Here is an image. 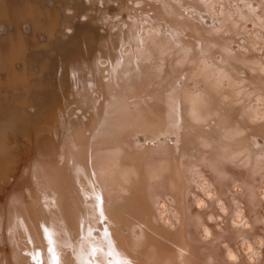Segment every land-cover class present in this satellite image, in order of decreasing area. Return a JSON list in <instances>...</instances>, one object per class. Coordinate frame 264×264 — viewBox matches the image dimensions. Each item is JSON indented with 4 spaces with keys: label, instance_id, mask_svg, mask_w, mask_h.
I'll return each instance as SVG.
<instances>
[{
    "label": "bare ground",
    "instance_id": "obj_1",
    "mask_svg": "<svg viewBox=\"0 0 264 264\" xmlns=\"http://www.w3.org/2000/svg\"><path fill=\"white\" fill-rule=\"evenodd\" d=\"M80 1L70 6L73 12L67 14V19L61 25L60 30H69L70 33L67 35L64 34V36H61L63 37L62 39H59L57 43L53 44V69L48 83L49 91L45 94L44 90L40 89L41 94L39 97L43 100L40 103L34 99V94H36L35 92H37L39 88L36 84L37 80L34 81V78L43 77V68L41 65L37 64L35 60L31 61L33 62L32 65L29 63L30 58L40 53L39 50H32V53L26 58L27 60L25 59V68L22 71L21 78L26 81L29 87L34 89V92L31 91L27 95V99L36 104L38 109H33L34 112L31 113L32 120L26 119L24 121V123H26V130H29L28 132L30 133L28 134L26 131L27 133L24 134L23 137H15V140L20 142L19 146L17 145L18 149L11 152L12 156L10 158L5 159V161L0 160V264H83L84 261H91L93 259H96L99 264L101 259L100 254L97 253L96 257L90 254V250L94 248L104 249L103 259L107 260L108 264H128V261H131V264H203V262H208L206 258L207 253L213 255L214 264L215 262L227 264L224 263L222 255L224 250L220 248L219 245L221 243L219 242L223 239L234 242L239 237L235 229H228L225 227L227 226L226 221H223L225 222L224 224L221 221L223 226L225 225L224 227L227 229L218 230L213 226L209 228V225H207L209 228L207 229L208 233L214 237H207L206 239H204V237L202 242L199 241L198 238L200 237V231H202L200 229V224L206 216V211L216 202L214 198H221L225 191L223 181L224 179L228 180V174L234 172L233 170H231L232 172L228 171V166L226 167V164L230 161H235V159H239V155L237 154H239L238 151L240 150V146L237 147L239 142H237L236 139L239 140L241 138L230 137L226 135V131L230 130L233 135L242 134L245 130L243 126L245 122H234V118L237 116H235L233 120L228 117V120H225L226 118H224L225 115L222 113V110L225 107H223V105L226 104L222 98L220 99L221 96L218 97V95L215 94L218 89L214 86V83L211 82V80L214 79L208 80L207 77H205L206 79L199 77V79H196L197 81H193L192 87H189L186 81L195 63L198 62L196 61L197 57L200 55L202 56V54L208 55L206 52H208L209 47L211 48V46L214 47L215 45L219 48L217 51H220V49H232V46H234V49L240 47L239 44H234L236 42L235 40L238 39H235V36L233 37L235 40L232 39L231 34L233 35L234 32L239 34L238 32L240 31L238 30L243 26L242 22L248 21L250 16L253 17V31L256 33V29H261L264 34V2L252 3V0L249 2L247 1L246 4L243 2L242 5H246L248 8L247 10H243L241 7L238 8V12L242 18L239 17V15H235V13L233 14V18H235V15L242 19L239 20L235 18L237 23L240 22V25L238 24L239 26L236 24L235 19H231V16V18H229L231 20L227 21L228 15H226L224 10L221 16H216L217 20H219H216V25L205 26L202 21L204 16L202 17L200 14L204 13L202 9L205 10L209 8V11L213 9V4H211L210 1L208 2V0H206L207 2L205 0H191L188 3L191 4L189 10H193L194 13H197V11L200 12H198L200 21L198 20V16H194L197 18L192 19L186 15L178 14L175 8L172 9L171 5L175 6V4L172 3H168L169 6L168 4L165 5V3L163 5L161 4L162 6H157L156 9H154V4H151V11L147 10L148 12L145 13V10V12L140 14L141 12L139 11L145 9V2L143 3L141 0H115V2L114 0H110L109 4L108 0V2L102 0L103 5H105V12L107 13H105L103 17L104 11L100 8V14L93 18V23H91L92 19H87L90 18L89 16L85 17L86 20L77 18L75 22L73 21L77 15L85 16V11L93 7L95 2V0L83 1L81 3ZM135 1L136 6L138 5L139 8L137 10L134 9V12L141 16L139 15L140 18L137 17L138 20H134V22L131 23L132 25L134 24V28L111 33V28H109V26L114 23V20L107 22V20L104 19L110 15V12H114L115 7L112 3H119V6H121L120 9L124 8L125 11L122 9L120 12L122 14L120 15L123 16L126 15L124 13L127 12L125 8L129 5L133 6L132 2L135 3ZM218 1H221L225 7H238L237 5L239 3H236L238 1L241 2V0H236L234 5H232V3L230 5V3L227 2L228 0ZM38 2L39 1L25 0L21 5H23L24 8L28 7L35 10L42 9ZM177 2V4L180 3V5L181 3H187L185 0H177ZM67 4L69 6L68 2ZM136 6L132 8H136ZM120 9H117V11ZM260 9L261 11H259ZM228 10H230V8ZM21 13H23V8H21L16 16H19ZM135 13L134 15L132 14L133 16L131 15L134 18L138 16ZM42 14H44V12H42ZM207 15H209V13ZM211 15L207 18L208 20L206 19L208 24L214 21V17ZM56 20L55 16L50 19V21L53 22V26H55ZM144 23H147L148 26L156 24V26H158L159 24L157 28L160 34L158 33V38L155 37L157 38L155 41L175 48L176 52L178 50L176 58L179 56V59H182V61L179 60L183 64V67L180 64L182 67L181 69H176L180 68V66L174 67L176 65L175 59L174 66L172 63V66L168 64L170 67H161L160 70H157L160 68V64L157 65L158 63H155L157 58L155 55L159 51H156L157 53L153 52V50H151L153 48L151 47L157 48L159 44L157 43V46H153V44L149 47V40H151L152 37H143V35L137 32L138 28L142 26L140 24L144 25ZM101 24L106 30L104 34L98 32L99 25L101 26ZM126 25L129 27V22ZM218 31L222 33V36L224 35L223 33L228 32L227 34L230 35L228 36L226 34L227 38H231L232 41L230 40V42L234 45L228 41L229 39H227L226 36H223V38L225 37L226 39H222L221 37V40H218L220 38L219 35L221 36V34H216ZM214 34L219 38H215ZM240 35H242V33ZM65 37H67V39ZM133 37H135L137 45H145L146 51L144 50V53L147 52V49L148 51L151 50L152 57H150V59L148 56L146 57L149 59V63H147L148 60L146 62L143 61L144 58L137 61L135 59L134 61L133 56H137L135 48L138 46L132 41V39L134 40ZM39 42L40 40L36 43H31V45L37 46ZM246 43L248 42H245V44ZM26 45L29 44L26 43ZM146 45L149 48H147ZM121 46H123L124 49H121ZM248 46L247 49L244 47V51L249 50L247 51L249 54H247V52L241 54L243 50L239 53L237 49H232L228 58L226 57L229 54L225 57H221L223 59V61L221 60L222 62L215 63L218 58L217 56L216 60L213 61L215 66L212 64H210V66H214V69L218 68V71L214 73H219L217 75H219L218 77L222 82L224 80L230 81V84L227 82L230 86L231 83H235V85L250 83L253 87V89L251 88L253 90L252 93H257V95L260 94V98L256 96L259 100L264 99V59L261 58V55L257 58H254L255 56L252 57L250 54L252 48L250 49ZM142 47L140 49H142ZM162 47L160 48L162 49V52H159L160 54H163V51H167L164 47L163 50ZM215 50H213L215 52L214 54H218ZM169 51L170 49L167 55ZM173 52L174 49L170 54H173ZM220 52L223 54L228 53L227 51L222 52V50ZM151 53L149 55H151ZM221 53H219V56ZM214 54H209L210 61L213 59L212 57ZM154 57L155 60L152 61ZM160 58L163 59V57ZM199 59H201V57ZM160 61L162 62V60ZM188 61H191V63L188 64ZM207 62L208 61H206V63ZM34 63L38 67V71L34 70L33 72L32 68H34ZM154 63L158 66H155L157 69L151 67V65L154 66ZM102 64L104 65L102 66ZM216 64L220 68L217 67ZM163 65L161 64V66ZM183 68L187 69L183 71ZM211 68L213 70V67ZM258 70H261V73H259ZM172 71H174L173 75H177L175 78L171 75ZM211 72H207V75L208 73L210 75ZM250 72L251 79H248L247 75ZM156 74H158V76L161 75L164 84L161 82L163 85L160 84V86H157L162 88L153 91L151 86L160 83L154 82L156 79L155 76H157ZM211 75L210 77H212ZM194 76L195 75H192L191 77L193 78ZM153 77H155V79H153ZM182 77L184 78L182 79ZM218 77L216 79L219 81L220 79ZM177 79H182V82H179L181 83L180 85H178ZM254 80L256 83H253ZM200 82L206 84L200 86ZM62 83L63 85H71V91L68 93L66 92V94L61 93ZM215 83L217 84V81ZM218 83H220V81ZM177 85L178 87L176 88ZM225 86L223 87L225 88ZM186 88L188 89L186 90V97L181 94L180 95L183 97H179L176 89L185 90ZM234 89H236V87ZM251 89L249 88V90ZM181 90L179 92H186ZM230 90L232 89H229V92ZM219 91L222 92V90ZM232 91L235 92L234 90ZM242 93H239V96ZM235 94H237V92ZM149 95H152L153 98H151L152 100L149 98L150 100L146 102ZM226 96L229 98V94ZM231 97L233 100L234 95L232 96L231 94ZM182 98H186L185 101H181ZM246 98L248 97L246 96ZM187 99L192 102V105L191 103H187ZM197 100H201V104L198 106H196L195 103L196 101L198 104ZM234 102H232V105L235 106H233L235 109L241 105L239 102H235L236 104H234ZM261 102H263V100ZM237 104L238 106L236 107ZM219 105L223 108L221 109ZM191 107L195 108L191 109ZM196 108L197 111L200 110L196 112V114L193 111L195 115L199 113V117L197 118L200 119V122H197V124L193 122L199 120H196L195 117V119L191 118V115L194 116V114L190 112ZM75 109H78V112L82 113V115L84 114L82 118L81 116L75 115ZM237 110H239V108ZM253 110L255 109L253 108ZM259 111L260 110H258V113ZM17 113L26 112L16 109L11 113L9 115L7 129L14 127L16 119L20 117ZM249 115L248 117H251ZM255 117L257 118V116ZM229 119L231 121H229ZM261 121L264 122L263 120ZM140 134L141 136L139 137L138 135ZM224 137L228 139L227 143L223 142L225 139ZM31 138L34 139V149L27 151V144H29ZM243 138L244 137H242V139ZM257 138L255 139L257 140ZM259 138L257 140L258 143L260 142ZM242 139L241 141L243 142L244 140ZM234 140L236 141V145L230 143L234 142ZM253 141L249 142L248 140L249 143ZM261 141L263 140L261 139ZM248 142L245 143L248 145ZM179 143L182 144V150L184 151L181 152L183 153L178 152L177 145ZM262 143L260 144L264 145V143ZM247 145H245V147ZM256 147H258V145ZM260 147L261 146H259V148ZM250 148L252 151V147ZM250 148H248L249 152L245 153V156L249 157L251 160L252 154ZM259 148L257 149L259 150ZM178 154L183 155H179V157ZM189 154H193V157L190 156V159H188ZM1 157L2 156H0V158ZM247 157L246 159L249 162ZM194 160L199 163L201 162L203 168L212 175V180L216 183L215 185L218 186V188L216 187L218 190L216 189L217 192L213 194V197H202L198 208L195 207V203L197 202H195L196 197L194 199L189 195V191L192 188V177L190 174H192V161ZM251 163L252 161L250 164ZM148 165L152 166L153 172L148 168ZM244 165L243 163L239 164L237 167L234 166L236 172L241 174L240 178L243 180L242 182L245 183V188L242 191V185L240 186L238 184L239 182L236 181V186H240V189H238L236 194L234 193V196L236 195V200L244 201L248 209L246 216L250 218L253 217V222H251L252 219L250 218L249 221L250 223L256 224L258 219H263L260 218L261 215L259 216V214L264 207V202L262 201L264 197L260 196L256 188L250 183L251 178L249 176H251V170H249L250 167L247 169L248 166L245 167ZM180 169H182L183 173ZM194 172L193 170V173ZM147 174L151 179H148ZM151 174L152 176L150 177ZM208 179H210L209 176ZM235 183L231 185H235ZM200 184H202V182ZM210 187L214 189V184L213 186L210 185ZM183 190L186 191V195H184ZM229 190L227 189L230 194ZM196 196L200 198L198 195ZM229 196L232 197L231 195ZM184 197L185 202L183 204ZM226 197L228 196L226 195ZM158 199H167V202L171 201L170 204H173L172 206H176L173 211L171 205L164 202V206L171 214L172 211L173 213L176 212V214L179 213V224L175 225L176 230L169 229V224L166 227V225L164 226L161 222V217L157 212V205L158 202H160ZM222 199L224 206L235 202L234 199V202H228L225 198ZM174 203L176 205H174ZM238 206L240 207V205ZM260 206H262V208H260ZM220 207L222 206L220 205ZM232 212L234 213V211ZM224 217L226 218V216ZM260 221L264 225V219ZM141 223L143 225H141ZM82 225L83 227H81ZM218 225L219 224H217V226ZM250 225L252 226V224ZM252 228L253 227L250 229ZM206 235L207 234H205V236ZM245 237L249 236L245 235ZM52 241H57L58 243H53ZM238 246L236 245L234 247ZM256 246L254 242L249 243L251 249L253 248L255 251L258 249L257 251H259L260 248H256ZM181 247L185 248V251L187 247V254H184V252L182 253ZM53 248H55V252L52 251ZM234 251L236 253L235 248ZM192 255L197 257L198 260L193 257L195 262L192 261ZM248 255L250 256V254ZM243 256L244 255L241 257L242 259L240 258L241 260L245 259H243ZM211 257L210 255V258ZM256 257L255 260L258 258ZM210 258L208 257V259ZM237 260L238 262L234 261L240 263L239 258ZM201 261L203 262L200 263ZM241 264L245 263L242 262Z\"/></svg>",
    "mask_w": 264,
    "mask_h": 264
},
{
    "label": "rangeland",
    "instance_id": "obj_2",
    "mask_svg": "<svg viewBox=\"0 0 264 264\" xmlns=\"http://www.w3.org/2000/svg\"><path fill=\"white\" fill-rule=\"evenodd\" d=\"M32 1H39L38 3H39V5H40V7L42 8V9H37L36 11H35V9H31V8H28V7H25L24 9H23V13H21L19 16H16V18H21V16H27V15H29V14H31L32 12H35V13H37V15H41V13L42 12H44V9L45 8H47V6L50 4H53V0H42L43 2H45V1H47L48 2V5H41V3H40V0H32ZM79 1L80 0H58V2H60V5H61V7H60V10L63 12V16H62V18L60 19V21H58V25H57V27H58V29H57V32H56V34H55V36L52 38L53 40H50L49 42H47L45 45H47L46 46V48H49L48 50H49V52L47 51V52H40V53H37L36 55H34L32 58H30V61H29V63H30V65H32L33 64V62H31V61H37V64H39V65H41V67L43 68V72H44V75H43V77H41V78H37V77H35L34 78V81H36L37 80V82H36V84H37V86L39 87L38 88V90H37V92H35L36 94H34V99H35V101H38L39 103L40 102H42L43 100L42 99H40V89H43L44 90V92H45V94H47V92L49 91L48 90V83H49V79H50V77H51V74H52V69H53V51H54V43H57V41L59 40V39H62L63 37H61V36H64V34L65 35H67L68 33H70L69 32V30H60L61 29V25L64 23V21L67 19V14H71L73 11H72V9H71V5L72 4H77V3H79ZM87 2L88 0H81L80 1V3L81 2ZM107 0H105L104 2H106ZM109 1V2H108ZM107 2H108V4L110 3V0H108ZM137 1V0H136ZM136 1H135V3L134 2H132V4H133V6L135 7L136 6ZM143 3H144V8L145 9H143V10H140L139 12H141L140 14H142L143 12H145V10H146V12L145 13H147L149 10H150V5L151 4H154V6H155V8L154 9H156L157 8V6H162L164 3H165V5H167L168 3H172V4H175V6H173V5H171L172 6V9H176L177 10V12H178V14H181V15H186V16H188L189 18H192V19H195V18H197V17H194V16H198L199 15V11H197V13L195 12L194 13V11L193 10H189V8H190V6H191V4H188L191 0H185V1H187V3H185V4H183V3H181V5H180V3L179 4H177L178 2H177V0H166V2H165V0H141ZM149 1V2H148ZM204 1V0H203ZM206 1V0H205ZM210 1V3L211 4H213L212 6H213V9L211 10V11H209V8H206L205 10H203L202 9V11L204 12V13H202V14H200L202 17L204 16V18L202 19V21L204 22H202L205 26H210V25H216V23L215 22H217V21H219V20H217V17L216 16H221V13L223 12V10L225 11V13H226V15H228V20L227 21H229V20H231V19H237L238 17H236L235 15H239V17H241L242 18V16H240V13L238 12L239 11V9L238 8H240L241 7V9L243 8V10H247V6L245 5V6H243L242 4H243V2L246 4V2L248 1H251V0H241V2L240 1H238L237 3H236V0L234 1V0H228L227 2L228 3H230V5H231V3H232V5H234V3H236V4H238L237 6L238 7H234V6H231V7H225L224 5H223V3L221 2V1H218V0H208V2ZM232 1V2H231ZM20 2V3H19ZM22 2H24V0H0V6H2L3 8L4 7H15L14 5L15 4H22ZM42 2V3H43ZM67 2L69 3V6H68V4H67ZM72 2V3H71ZM100 2V3H99ZM114 2H115V0H114ZM112 3L113 5H114V7H115V9H114V12L112 11V13L110 12V15L108 16V17H106L104 20H107V22H110L111 20L113 21L114 20V23H112L110 26H109V28H111L110 29V32L111 33H114V32H120V31H125V29L126 30H131V29H133L134 28V24L132 25L131 23H133L134 22V20H138V18L137 17H139V15L138 14H136L135 12H134V9H138L139 7H138V5L136 6V8H132L133 6H131V5H129L128 7H126L125 9H126V11L127 12H125L124 14H126V15H123V16H121L122 14L120 13L121 11H122V9H123V11H125L124 10V8H122V9H120L121 8V6H119L120 4L118 3V4H116V3ZM147 2V3H146ZM174 2V3H173ZM176 2V3H175ZM207 2V1H206ZM216 2V3H215ZM252 3H263L264 2V0H252L251 1ZM130 3V2H129ZM128 3V4H129ZM215 3V4H214ZM131 4V3H130ZM135 4V5H134ZM160 4V5H159ZM162 4V5H161ZM184 5V6H183ZM219 5V6H218ZM222 5H223V8L221 9V7H222ZM241 5V6H240ZM168 6H169V4H168ZM168 6H166V7H168ZM183 6V7H182ZM184 7H187V8H184ZM215 7V8H214ZM26 8L28 9V10H26ZM99 8V9H98ZM100 8L102 9V11H104L103 12V17L105 16L104 14L105 13H107V12H105V5H103V2H102V0H95V2H94V6L93 7H90V9H88L87 11H85V13H84V15L85 16H82V15H77L75 18H74V22L76 21V19L78 18V19H81V20H86L85 19V17H87V16H89L90 18H87L88 20L89 19H92L91 20V23H93V18L94 17H97V15H99L100 13ZM230 8V10H228ZM95 9V10H94ZM104 9V10H103ZM117 9H120V10H118L117 11ZM47 10V9H46ZM89 10H91V11H89ZM98 10V11H97ZM130 10V11H129ZM148 10V11H147ZM182 10V11H181ZM95 11V12H94ZM97 11V12H96ZM116 11V12H115ZM129 11V12H128ZM151 11V10H150ZM184 11V12H183ZM191 11H193V12H191ZM217 11V12H216ZM219 11V12H218ZM232 11H234V12H232ZM259 11H261V9L259 10ZM89 12V13H88ZM133 12V13H132ZM232 14H231V13ZM238 12V13H237ZM114 13V14H113ZM129 13V14H128ZM134 13L136 14V15H138V16H136L135 18L134 17H132L133 15H134ZM144 13V14H145ZM184 13V14H183ZM186 13V14H185ZM190 13V14H189ZM209 13V15H207ZM213 14V15H211V14ZM235 13V15H234V17L235 18H233V14ZM88 14V15H87ZM111 14H113V15H111ZM121 14V15H120ZM133 14V15H132ZM195 14V15H194ZM217 14V15H216ZM132 15V16H131ZM191 15V16H190ZM199 15V16H200ZM212 16V17H214V23L212 22V23H210V24H208L206 21L208 20L207 18H209V16ZM121 16V17H120ZM126 18H125V17ZM141 16V15H140ZM199 16H198V20L200 19L199 18ZM207 16V17H206ZM218 16V17H219ZM232 18H231V17ZM132 17V18H131ZM140 18V17H139ZM229 18H231V19H229ZM252 16H250V19L248 20V21H244V22H242V25L243 26H241L240 27V29L238 30V31H242L241 33H242V35L243 34H245V35H240L241 33L240 32H238L239 34H236V32H234V34L232 35L231 34V38L232 39H238V40H235L236 42L234 43L235 45L236 44H239V48L237 49V48H235L234 49V46H232L233 48V50H236L237 49V51H239V53H240V51H242V53L241 54H244L245 52H247V51H249V50H246V51H244L245 50V48L247 49V46L248 47H250V49H251V56L253 57V56H255L254 58H257V57H259V55H261L260 57L261 58H263L264 59V34H263V30H257L256 29V33L253 31V29H254V24H253V21H252ZM126 19V20H125ZM205 19V20H204ZM207 19V20H206ZM235 19V21H236V24L238 25H240V22H238L237 23V20ZM239 20H242V19H240V18H238ZM122 20V21H121ZM128 20V21H127ZM217 20V21H216ZM117 23H116V22ZM131 21V22H130ZM200 21V20H199ZM120 22V23H119ZM125 24H124V23ZM129 22V27H128V25H126L127 23ZM120 26H119V25ZM124 24V25H123ZM147 23H144V25L143 24H140V25H142V26H140L139 28H138V31H137V29H136V31L140 34V35H143V37L144 36H146V37H154L153 39L151 38V40H149V47H151L153 44V46H157V43L159 44L158 46H157V48H154V47H151V48H153V49H151V50H153V52H162V49H160L162 46L165 48V50H167V51H163V54L161 53H157L155 56H157V58H156V60H155V57H154V59H152V61H154L155 60V63H158L157 65H159V67L160 68H156V67H158V66H156V64L154 63L153 65L154 66H152L151 65V67H155L157 70H160L161 69V67H170V65L172 66V63H173V66L176 68V66L178 67V66H180V64H181V66L183 67V64H182V62H180V61H182V59H179L180 57L178 56V58H176L177 56H176V53H178V50H177V52H176V50H175V48H172L171 46H166V45H163V44H161V43H159V42H156L155 41V39L157 40V38H158V36L157 35H159L160 33L158 32V26H159V24H158V26H156V25H153V26H151V25H149L148 26V24L146 25ZM113 25V26H112ZM117 25V26H116ZM238 25V26H239ZM119 26V27H118ZM127 26V27H126ZM144 26V27H143ZM155 26V27H154ZM56 27V28H57ZM116 27V28H115ZM121 27V28H120ZM253 27V28H252ZM118 30V31H117ZM120 30V31H119ZM157 30V31H156ZM252 30V31H251ZM244 31V32H243ZM98 32L99 33H105L106 32V30L103 28V26H102V24H101V26L99 25V29H98ZM143 32V33H142ZM147 32V33H146ZM155 32H156V35H155ZM257 32H258V34H257ZM71 33H72V31H71ZM153 33H154V35H153ZM159 33V34H158ZM216 33V32H215ZM228 32H225V33H223L224 35L223 36H226V38H227V34ZM145 34V35H144ZM152 34V35H151ZM219 35V34H221V36L219 35V37H216L217 35ZM216 34H214L215 36V38H219L218 40H221V37H222V39H224L223 38V36H222V33L220 32V31H218ZM227 34V35H226ZM150 35V36H149ZM230 35V34H229ZM228 35V36H229ZM257 37H256V36ZM263 35V36H262ZM235 36V37H234ZM237 36V37H236ZM242 36V37H241ZM255 36V37H254ZM155 37H157V38H155ZM234 37V38H233ZM239 37V38H238ZM248 37V38H247ZM251 37H252V39H251ZM254 37V38H253ZM66 39H67V37H65ZM134 38V40L132 39V41L134 42V44L135 45H137L136 44V42H135V37H133ZM225 38V39H226ZM231 38H227V39H229L228 41L230 42V40H231ZM247 38V39H246ZM154 40V41H153ZM233 40V41H234ZM241 40V41H240ZM247 40V41H246ZM249 40V41H248ZM253 40V41H252ZM151 41H152V44H151ZM159 41V40H158ZM232 41V40H231ZM153 42H155V43H153ZM241 42V43H240ZM245 42H250L249 44L248 43H246L245 44ZM231 44H233L232 42H230ZM233 44V45H234ZM143 45V44H142ZM142 45L140 44V46L139 45H137L138 47L137 48H135L136 50L135 51H137L135 54L137 55V56H135L134 54V56H133V58H134V61H135V59H136V61L137 60H139V59H143L144 58V60L143 61H147V63H149V59H150V57H152V53L150 52V51H148V49H147V52L146 53H144L145 51H146V47H145V45H143V47H142ZM242 45V46H241ZM244 45V46H243ZM255 45V46H254ZM147 46V45H146ZM166 46V47H165ZM142 47V49H140ZM148 46H147V48H149ZM162 47V48H163ZM173 47H175V46H173ZM245 47V48H244ZM255 47V48H254ZM256 47H258V48H256ZM261 47V48H260ZM139 48V49H138ZM160 50H159V49ZM164 48H163V50H164ZM167 48V49H166ZM170 49V51H169V54L170 53H172V51H173V49H174V52H173V54H168L167 55V53H168V50ZM172 48V49H171ZM216 50H215V49ZM121 49H124V47L123 46H121ZM210 49V50H209ZM209 49H208V52H206V53H208V55L207 54H202V56H205V57H202L201 55L200 56H198L197 57V59H196V61H198L197 63H195V65H194V67H193V70H192V72L190 71V74H189V76L187 77V81H186V83H187V85L189 86V87H192V83H193V81H195L196 79H199V77H203V78H205V77H207V79L209 80H211V79H214V80H211V82H213L214 83V86H216L217 87V92H215V94L216 95H218V97H220V99L222 98V100H224V102H225V104L227 105L228 103V105L226 106V105H223V107H224V109L222 110V113L225 115V117L224 118H226L225 120H228V118H231L232 120H233V118L235 117V116H237V117H235L234 118V122H245V123H243L244 125V128H245V133H244V131L242 132V134H243V136H242V134L240 133V134H235V135H233L231 132H230V130H227L226 131V135H229L230 137H240L241 139H242V137H244L242 140H244L243 142L241 141V139H236V141L237 142H239L238 144H237V147H239L240 148V150L238 151V153L239 154H237V155H239V159H235V161H237V162H235V161H230V162H228L227 164H226V167H227V170L228 171H231V170H233L234 172H232L231 174H228L229 175V178H228V180L227 179H224V181H223V183H224V187H225V191H224V193H225V195H224V193H223V195L221 196V198L219 199L218 197H216V198H214L215 200L214 201H216V202H214L213 203V205L212 206H210V208H208L209 210H207L206 211V216H205V218L201 221V224H200V229L202 230V231H200V237L198 238V240L199 241H203V238L204 239H206L207 237H214L213 235H211V234H209L208 233V231H207V229H209V228H211L212 226L214 227V228H216V229H218V230H224V228L225 227H227L228 229H235V231H237L236 233H238V238L234 241V242H230L229 240H225V239H223L222 241H220L219 243H221L219 246H220V248H222L224 251H223V253H222V255H223V260H224V263H227V264H241L242 262L243 263H245V264H249V261H250V264H256V263H258V264H262V262H263V260H264V256H261V255H264V225H263V223L260 221V220H262L263 221V219H264V207L262 208V206H260V208H262L261 209V211H260V214H259V216L261 215V217L260 218H263V219H258V221H257V223L255 224V223H250V219H252V221L251 222H253V217L252 218H250L249 216L247 217L246 215V212H247V207H246V204L244 203V201L243 200H241V201H239V200H236L237 198H235V196H234V193L236 194V192H238V189H240V186H241V190L243 191L244 190V188H245V183L244 182H242L243 180L240 178V176H241V174L238 172H236V170H235V168H234V166L235 167H237L239 164H245L244 166L245 167H247V169L249 168V170H251L250 171V175L251 176H249L250 178H251V184L256 188V190H257V193L260 195V196H262V197H264V170H263V168H264V147H262V146H264V145H261L260 143H264V122H262L261 120H263L264 121V118H263V115H264V99H258V98H260V94L259 95H257V93H252V89H253V87H252V85H250V83L248 84V83H244L243 85H238V84H236V85H238V86H236L235 85V83H231V86L229 85L230 83V81H221V79L218 77L219 75H217V74H219L218 72L215 74L214 72L215 71H218L217 69V67H219L217 64V69H214V66H215V64H214V62L213 61H215L216 60V58H217V56H218V58H217V60L215 61V63L216 62H220L221 60L223 61V59L221 58L222 56H226V55H228L229 53H231V51H232V49H229L228 48V50H223V49H220V51L222 50V52H225V51H227L228 53H221L219 50L217 51V49H219L217 46H215L214 45V47L213 46H211V48L209 47ZM145 50V51H144ZM155 50V51H154ZM172 50V51H171ZM213 50H215L216 51V53H218V54H214L215 52L213 51ZM262 51H263V53H262ZM210 52V53H209ZM148 53V54H147ZM151 53V55H149ZM164 53H166V54H164ZM211 53H213L214 55H213V59H211V61H210V58H209V54H211ZM219 53H221L220 54V56H219ZM175 54V55H174ZM223 54V55H222ZM247 54H249V52H247ZM144 55H146V56H144ZM159 55H160V57H163V59H161L160 57H159ZM162 55V56H161ZM168 57H166V56ZM208 57H207V56ZM139 56V57H138ZM149 57V59H147L146 57ZM172 56H173V58H172ZM216 56V57H215ZM230 56V54L226 57V58H228ZM137 57V58H136ZM166 57V58H165ZM170 57V58H169ZM201 57V59H199ZM205 58H209L208 60L207 59H205ZM221 58V59H220ZM173 59V60H172ZM175 59H176V63H175ZM160 60H162V62L160 61ZM180 60V61H179ZM219 60V61H218ZM262 60V59H261ZM170 61V62H169ZM173 61V62H172ZM179 61V62H178ZM206 61H208L207 63H206ZM209 61H210V63H209ZM221 61V62H222ZM165 62V63H164ZM167 62V63H166ZM205 62V63H204ZM212 62V63H211ZM146 63V64H147ZM152 63V62H151ZM175 63V64H174ZM177 63H178V65H177ZM188 64H190L191 63V61H188L187 62ZM161 64L163 65V66H161ZM167 66H166V65ZM168 64H170V65H168ZM200 64H201V66H200ZM210 64H212V65H214V66H210ZM104 64H102V66H103ZM180 66V68H176V69H181L182 67ZM264 66V65H263ZM207 67V68H206ZM211 67H213V70H212V68ZM154 68V69H155ZM185 68V67H184ZM183 68V69H184ZM205 68H206V70H207V72H211V76L212 77H210V75H209V73H208V75H207V72H206V70H205ZM220 68V67H219ZM187 69V68H186ZM186 69H184L183 71H185ZM211 69V70H210ZM34 70H36V71H38V67L36 66V64L34 63V68H32V71L34 72ZM178 71V70H177ZM176 71V72H177ZM195 71V72H194ZM205 71V72H204ZM261 70H258V72L259 73H261L260 72ZM173 72V73H172ZM171 72V75L175 78V76H177L176 74L175 75H173L174 74V71H172ZM175 72V73H176ZM202 72H203V75H202ZM197 73V74H196ZM206 73V74H205ZM214 73V74H213ZM177 74H178V72H177ZM157 76H158V74H156ZM192 75H195L193 78L191 77ZM201 75V76H200ZM207 75V76H206ZM152 76V75H151ZM153 76H155V75H153ZM157 76H155L156 77V79H155V77H153V79H155L154 80V82H160L159 84H156V85H152L151 86V89L153 90V91H155V90H158V89H161L162 87H159L160 86V84H161V82L163 83V79L161 78V75H159L158 77H159V79H158V77ZM215 76H217L220 80V83H218L219 81L216 79L217 77H215ZM184 77H185V75H184ZM184 77H182V79L184 78ZM191 77V78H190ZM198 77V78H197ZM214 77V78H213ZM247 77H248V79H251L250 77H251V72L250 73H248V75H247ZM182 79H177V81H178V83L179 82H182ZM189 79H191V80H189ZM206 79V78H205ZM104 80V79H103ZM159 80H161V81H159ZM190 81V82H189ZM197 81V80H196ZM217 81V84L215 83ZM223 84H222V83ZM229 84H228V83ZM201 83V82H200ZM227 83V84H226ZM253 83H256V81L254 80V82ZM164 84V83H163ZM163 84H161V85H163ZM181 83H179L178 85H180ZM199 84V83H198ZM203 84H206V83H201L200 84V86H202ZM219 84H222V85H219ZM225 84H226V86H225ZM232 84H234V85H232ZM252 84V83H251ZM157 85H159V86H157ZM178 85L176 86V88L178 87ZM229 87H228V86ZM156 86V87H155ZM223 86H225V88L223 87ZM240 86V87H239ZM242 86H244V87H242ZM251 86V87H250ZM153 87V88H152ZM158 87V88H157ZM230 87H236V89H234V88H230ZM222 88V89H221ZM249 88L251 89V90H249ZM224 89V90H223ZM229 89H232V90H234L235 92H233L232 90H230V92H229ZM239 89V90H238ZM242 89H243V91H242ZM42 90V91H43ZM177 91L176 92H178V95H179V97L181 96V95H183L184 97H186L185 96V94L187 93V91L186 90H188L187 88L185 89V90H181V89H176ZM186 91V92H179V91ZM219 90H222V92L221 91H219ZM226 90V91H225ZM223 91H225V92H223ZM231 91H232V93H231ZM239 91V92H238ZM243 93H242V92ZM207 92H208V90H207ZM221 93V95H220V93ZM237 92V94H235ZM247 92V93H246ZM165 93H166V91H165ZM209 93V92H208ZM224 93V94H223ZM229 94V98H228V96H226L227 94ZM239 93H242L240 96H239ZM252 93V94H251ZM181 94V95H180ZM231 94H232V96L234 95V101L237 103V102H239V104H241V105H239L238 106V104L236 105V107L238 106V108H239V110H237L238 108H234L235 106L234 105H232L233 103L232 102H234L233 100H232V97H231ZM250 96H249V95ZM236 95H238V96H236ZM253 95V96H252ZM183 96H181V97H183ZM225 96V97H224ZM235 96H236V98H235ZM246 96L248 97V98H246ZM258 98H257V97ZM187 97H188V99L190 100V97L188 96V94H187ZM230 97H231V99H230ZM151 98H153V96L152 95H149L148 97H147V99H146V102H148L149 100ZM225 98V99H224ZM184 98H182V100L181 101H185V99L183 100ZM187 99V100H188ZM229 100V101H227V100ZM152 100V99H151ZM186 100V101H187ZM187 101V103L189 104V103H191V105H192V102L191 101ZM227 102H226V101ZM259 100V101H258ZM263 100V102H261ZM198 101V100H197ZM232 101V102H231ZM234 102V104H236ZM243 102V103H242ZM195 103H196V106H198V105H200L201 104V100L200 101H198V104H197V102L195 101ZM195 103H194V106H195ZM230 103H231V105H230ZM252 104H254V105H252ZM221 105V104H220ZM219 105V107L221 108V106ZM256 105V106H255ZM195 106V107H196ZM234 106V107H233ZM195 107H191V109H194ZM222 107V108H223ZM233 109H232V108ZM249 107V108H248ZM221 108V109H222ZM227 108V109H226ZM231 108V109H230ZM241 108V109H240ZM253 108L255 109V110H253ZM257 108V109H256ZM258 108H260V109H258ZM230 109V110H229ZM235 109V110H234ZM243 109V110H242ZM252 109V110H251ZM228 110V111H227ZM242 110V111H241ZM257 110V111H256ZM258 110H260L259 111V113H258ZM195 112V114H196V112H199V111H197V108L195 109V110H192V111H190V112H192L191 114H194V112ZM233 111V112H232ZM248 111V112H247ZM255 113H254V112ZM34 112V110L32 111V112H30V113H17L18 114V116H20L19 118H17L16 119V122H15V125H14V128H15V131H14V133L16 132H18L19 134H21V133H23L24 131V133L22 134L23 136H24V134H26V123H24V121L27 119H31L32 120V114L31 113H33ZM76 112H78V109L76 110ZM234 112H236V113H234ZM238 112V113H237ZM251 112V113H250ZM257 112V113H256ZM260 112H261V114H263V115H261L260 114ZM247 113V114H246ZM190 114V115H191ZM194 114V116L193 115H191V118H193V119H195L196 118V120L198 119L199 121H194L193 123H196L197 124V122H200V119L199 118H197V117H199V113H197V115H195ZM222 114V115H223ZM250 114V115H249ZM254 116V114H255V116H257V118L256 119H258V116H259V119L258 120H256L252 115ZM260 114V115H259ZM233 117H232V116ZM240 115H242V116H240ZM248 115L249 116H251V117H248ZM260 116H262V117H260ZM195 117V118H194ZM228 117V118H227ZM246 118V119H245ZM254 118V119H253ZM255 122H254V121ZM193 121V120H192ZM229 121H231L230 119H229ZM260 121V122H259ZM258 122V123H257ZM259 124H261V125H259ZM249 127H248V126ZM246 126V127H245ZM193 127V126H192ZM253 127V128H252ZM13 127L12 128H10V129H14ZM250 129V130H249ZM250 132H249V131ZM247 131V132H246ZM253 132V133H252ZM229 133V134H228ZM225 134H224V136H225ZM246 136H245V135ZM249 134V135H248ZM231 135H233V136H231ZM252 137H251V136ZM258 136V138L260 139L259 141V143L257 142V140H258V138H257V136ZM139 137L141 136V134L140 135H138ZM229 136H227V137H229ZM242 136V137H241ZM249 136H250V138H249ZM253 137H254V139H253ZM174 138V137H173ZM225 138V139H224ZM223 139H224V141L223 142H228V139L226 138V137H224ZM248 138V139H247ZM251 138H252V140H251ZM255 138H257V140L255 139ZM261 139L263 140V141H261ZM226 140V141H225ZM245 140H247V141H245ZM248 140H249V142H251V141H253V140H255V141H253L252 143H254V144H252V143H249L248 142ZM236 141L234 140V142H230V143H234L235 145H236ZM245 142H248V145H247V143H245ZM243 145H242V144ZM256 143V144H255ZM262 143V144H263ZM251 144V145H250ZM180 145V146H179ZM245 145H247L246 147H245ZM253 145V146H252ZM258 145V147H256ZM259 146H261L260 148H259ZM177 147H178V152L179 153H183V152H181V151H184V150H182L183 148H182V144H178L177 145ZM250 148V147H252V151H251V148H250V152H251V154H252V157H251V160H250V158L249 157H247V156H245V153H248L249 151V149L248 148ZM253 147H256V148H253ZM257 148H259V150L257 149ZM192 151V150H191ZM263 151V152H262ZM177 152V153H178ZM193 152V151H192ZM254 152V153H253ZM262 153V154H261ZM255 156H254V155ZM181 156V155H183V154H178V156ZM243 155H244V157H243ZM179 156V157H180ZM188 156V155H187ZM190 156L191 157H193V154H189V158L188 159H190ZM246 157L248 158V160H249V162L247 161V159H246ZM246 159V160H245ZM239 160H241V161H239ZM252 161V163L250 164V162ZM260 161V162H259ZM246 162H247V164H246ZM231 165H230V164ZM260 164V165H259ZM195 165V166H194ZM261 165H263V166H261ZM149 166V165H148ZM192 174H190L191 175V177H192V179H191V189H190V191H189V195H190V197H193L194 199H195V197H196V200H195V207H197L198 208V206H199V204H200V200L202 199V197H213V194H215L216 192H217V188H218V186L217 185H215L216 183L212 180L213 178H212V175L211 174H209L208 172H207V170H205L204 168H203V166L201 165V162L199 163L198 161H192ZM197 166H198V168H197ZM263 167V168H262ZM148 168H150V170L152 171L153 170V168H152V166H149ZM149 170V172L151 173V171ZM193 170L195 171L194 173H193ZM203 170V171H202ZM180 171L183 173V171H182V169H180ZM179 171V172H180ZM261 171V172H260ZM263 171V172H262ZM124 172V171H123ZM149 172H147L148 174H150ZM153 172V171H152ZM180 172V174H182ZM199 172V173H198ZM201 172H203V173H201ZM148 174H147V177H148ZM197 174V175H196ZM253 175V176H252ZM259 175V176H258ZM152 176V174L150 175V177ZM182 176H183V174H182ZM197 176H199V177H197ZM203 176V177H202ZM208 176H209V178L210 179H208ZM239 176V177H238ZM194 177V178H193ZM207 177V178H206ZM185 178V177H184ZM197 178V179H196ZM200 178V179H199ZM236 180H235V179ZM148 179H151V178H149L148 177ZM206 179V180H205ZM233 179V180H232ZM185 180V179H184ZM209 180H211V181H209ZM120 181H121V178H120ZM195 181H196V183H195ZM227 181V182H226ZM234 181V182H233ZM239 182L238 184L240 185V186H236V184H237V182ZM194 182V183H193ZM202 182V184H200ZM210 182H211V184H210ZM236 182V183H235ZM235 183V185H231V184H234ZM241 183V184H240ZM213 184H214V189H213V187L211 188L210 187V185L211 186H213ZM229 185V186H228ZM231 186H233V187H231ZM197 187V188H196ZM217 187V188H216ZM229 187V188H228ZM238 187V188H237ZM211 188V189H210ZM234 190H233V189ZM243 188V189H242ZM258 188V189H257ZM209 189V190H208ZM213 189V190H212ZM217 189V190H216ZM227 189L229 190V192H230V194L228 193V191H227ZM215 190V191H214ZM232 190V191H231ZM214 191V192H213ZM234 191V192H233ZM183 192H184V195H186V191L185 190H183ZM195 192V193H194ZM241 192V191H240ZM261 192V193H260ZM195 195H194V194ZM197 193V194H196ZM242 193V192H241ZM201 194V195H200ZM263 194V195H262ZM192 195V196H191ZM196 195H198L200 198H197V196ZM226 195L228 196V197H226ZM229 195H231L232 197H230ZM219 196V197H220ZM186 197V196H185ZM185 197L183 198V204H184V202H185ZM218 198V199H217ZM222 198H225V199H227L228 200V202H230V201H232V202H234L233 201V199L235 200V202L234 203H229L228 205H229V207H228V205L227 206H224L223 205V199ZM232 198V199H231ZM230 199V200H229ZM264 198H262V201L264 202V200H263ZM160 200V202H158V205H157V212H158V215L161 217L160 219H161V222L164 224V226L166 225V227L168 226V224H169V229L171 228V230H176V224L178 225L179 224V216H178V214L179 213H177L176 214V212H174L173 213V209L176 207V206H172L173 204H170V202L171 201H166L165 199H163V200H161V199H158V201ZM199 200V201H198ZM161 202H162V204H161ZM164 202H166L167 204L169 203V205H171V207H172V214L169 212V210L164 206ZM238 202V203H237ZM236 203H237V205H236ZM217 204H218V206H217ZM174 205H176L175 203H174ZM220 205L222 206V207H220ZM238 205H240V207L238 206ZM242 205V206H241ZM236 206V207H235ZM217 208V209H216ZM230 210H228V209ZM246 211H245V210ZM166 210H167V212H166ZM218 210V211H217ZM229 211V212H228ZM232 211H234V213L232 212ZM222 212V213H221ZM241 212V213H240ZM244 212V213H243ZM237 213H239V214H237ZM262 213V214H261ZM161 214H162V216H164V217H162L161 216ZM228 214V215H227ZM234 214V215H233ZM242 214H245V215H242ZM166 215V216H165ZM168 216V217H167ZM210 216V217H209ZM213 216V217H212ZM215 216V217H214ZM223 216V217H222ZM224 216H226V218L224 217ZM244 216V217H243ZM258 216V217H259ZM174 217H175V219H174ZM233 217V218H232ZM243 217V218H242ZM165 218V219H164ZM177 218V219H176ZM208 218V219H207ZM212 218V219H211ZM215 218V219H214ZM220 218H222V219H220ZM237 218V219H236ZM250 218V219H249ZM225 219V220H224ZM233 219H235V220H233ZM241 219V220H240ZM176 220V221H175ZM205 220V221H204ZM208 220V221H207ZM212 220V221H211ZM214 220V221H213ZM211 221V222H210ZM221 221H222V223L224 224L225 222H223V221H226V225L227 226H223V224L221 223ZM232 221V222H231ZM247 221V222H246ZM172 222H174V223H172ZM204 222V223H203ZM244 222V223H243ZM167 223V224H166ZM221 223V224H220ZM243 223V224H242ZM260 223V224H259ZM140 224V223H139ZM205 224V225H204ZM217 224H219L218 226H217ZM250 224H252V226L250 225ZM141 225H143L142 223H141ZM170 225H171V227H170ZM203 227H202V226ZM207 225H209V228L207 227ZM232 225V226H231ZM236 225H238V226H236ZM244 225V226H243ZM205 226V227H204ZM219 226H221V227H219ZM231 226V227H230ZM236 226V227H235ZM259 226H260V228H259ZM172 227H175V228H172ZM251 227H253L252 229H250ZM262 227V228H261ZM203 228V229H202ZM221 228H223V229H221ZM227 228H225V229H227ZM238 228V229H237ZM242 228V229H241ZM243 228H245V229H243ZM261 229V230H259V229ZM239 229H241V230H239ZM249 231H248V230ZM206 230V231H205ZM239 230V231H238ZM242 230H244V231H242ZM258 230V231H257ZM255 231V232H254ZM257 231V232H256ZM250 234H249V233ZM189 233V232H188ZM187 233V234H188ZM244 233V234H243ZM254 235H253V234ZM186 234V235H187ZM205 234H207L206 236H205ZM240 234V235H239ZM260 235V236H258V235ZM189 235V234H188ZM187 235V236H188ZM201 235H202V239H201ZM204 235V236H203ZM245 235H248L249 237H245ZM252 235V236H251ZM256 236H258V237H256ZM185 237V236H184ZM189 237V236H188ZM256 237V238H255ZM257 239V240H256ZM263 240V241H262ZM244 241V242H243ZM251 243H255L257 246H256V248H260L259 249V251H255V250H253V248L251 249L250 247H249V243L250 242ZM200 242V243H201ZM229 242H230V244H229ZM237 242V243H236ZM239 242V243H238ZM242 242V243H241ZM257 242V243H256ZM224 244V245H223ZM238 244H239V246H238ZM242 244V245H241ZM244 244V245H243ZM261 244V245H260ZM233 245V246H232ZM238 246V247H234V246ZM223 246V247H222ZM229 246V247H228ZM260 246H263V247H260ZM243 247V248H242ZM234 248H235V250H236V253H235V251H234ZM180 249H182V253L184 252V254H187L186 252H188V249H187V247H186V251H185V248H180ZM183 249H184V251H183ZM231 249H233V250H231ZM238 249H239V251H238ZM255 249V248H254ZM248 250V251H247ZM253 250V251H252ZM241 251V252H240ZM250 251V252H249ZM245 252V253H244ZM249 252V253H248ZM251 252H253V253H251ZM255 252H256V254H255ZM247 253V254H246ZM248 254H250V256L248 255ZM210 255L212 256L211 258H210ZM242 255H246L245 257L243 256V259L244 260H241L242 258ZM253 255V256H252ZM240 256V257H239ZM258 258H257V257ZM260 256V257H259ZM194 256L192 255V261H194L195 262V259L197 258V257H194ZM206 257V256H205ZM208 257L210 258V259H208ZM255 257L257 258L256 260H255ZM262 257H263V259H262ZM207 260H208V262L206 263V262H203V261H201L200 263H202L203 262V264H211V263H213V255L211 254V253H207ZM239 258V262L240 263H237L238 262V259ZM241 258V259H240ZM231 259H232V261H231ZM235 261H237V262H235ZM262 259V260H261ZM196 260H198V258L196 259ZM210 260V261H209ZM242 261V262H241ZM254 261H255V263H254ZM260 261V262H259ZM262 261V262H261ZM210 262V263H209ZM215 262V261H214ZM219 263V262H218ZM217 262H215V264H218ZM214 264V263H213ZM220 264V263H219ZM263 264H264V262H263Z\"/></svg>",
    "mask_w": 264,
    "mask_h": 264
},
{
    "label": "water",
    "instance_id": "obj_3",
    "mask_svg": "<svg viewBox=\"0 0 264 264\" xmlns=\"http://www.w3.org/2000/svg\"><path fill=\"white\" fill-rule=\"evenodd\" d=\"M57 1L58 0H53V4L48 5L47 1L43 2L40 0L41 5H48L44 10V14L37 15V13L32 12L27 16H21V18H16V14L21 10V8L24 9L23 5L15 4V7L10 6L4 8L0 6L1 161H5V159L10 158L12 156L11 152L15 149H18L17 145L19 146L20 142H17L15 137H23L22 134L25 132L24 131L21 134L18 132L14 133V127V129L6 128L9 122V115L16 109L19 111H24L26 114L30 110L35 108L38 109L36 104L30 102L27 99V95L31 91L34 92V89L29 87V85L26 84V81H24L21 76L22 71L25 68L24 64L27 60L26 58H28L30 53H32V50H39V52L43 53L47 51L49 52V50L46 48L47 45L45 44L52 40V38L55 36L58 29L57 23L63 16V12L60 10V2ZM26 10L28 9L26 8ZM53 16H55L57 19L56 23L54 24L55 26H53V22L49 20L52 19ZM39 40L40 42L37 46L31 45V43H36ZM26 43L29 45H26ZM69 91H71V85H63L62 83L61 93L66 94V92L68 93ZM74 113L75 115L81 116V118L84 115H82L80 112H76V109L74 110ZM29 133L30 132H28V134ZM34 145V139L31 138L29 144H27L28 148L26 150L31 151V149H34Z\"/></svg>",
    "mask_w": 264,
    "mask_h": 264
},
{
    "label": "snow or ice",
    "instance_id": "obj_4",
    "mask_svg": "<svg viewBox=\"0 0 264 264\" xmlns=\"http://www.w3.org/2000/svg\"><path fill=\"white\" fill-rule=\"evenodd\" d=\"M97 199H99V198H97ZM81 227H83V225ZM108 235H110V234H108ZM52 242L53 243H58L57 241H52ZM52 251L55 252V248H53ZM103 252H104V249H102V248H94V249L90 250V254L93 257H96L97 253L100 254L101 259L99 261V264H108L107 260L103 259ZM83 264H98V262H97L96 259H93L91 261H84ZM128 264H131V261H128Z\"/></svg>",
    "mask_w": 264,
    "mask_h": 264
},
{
    "label": "flooded vegetation",
    "instance_id": "obj_5",
    "mask_svg": "<svg viewBox=\"0 0 264 264\" xmlns=\"http://www.w3.org/2000/svg\"><path fill=\"white\" fill-rule=\"evenodd\" d=\"M36 11V10H35ZM42 14V13H41ZM20 15V14H19ZM50 20V19H49Z\"/></svg>",
    "mask_w": 264,
    "mask_h": 264
}]
</instances>
